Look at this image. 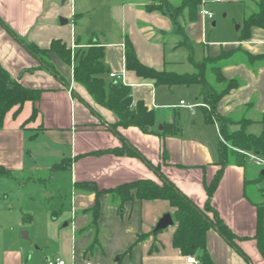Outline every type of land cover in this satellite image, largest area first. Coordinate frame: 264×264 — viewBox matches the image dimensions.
I'll list each match as a JSON object with an SVG mask.
<instances>
[{"label": "crops", "instance_id": "1", "mask_svg": "<svg viewBox=\"0 0 264 264\" xmlns=\"http://www.w3.org/2000/svg\"><path fill=\"white\" fill-rule=\"evenodd\" d=\"M170 1L175 5L181 2ZM259 1L205 0L203 6L213 12V18L199 11L195 20L189 21L186 10L175 22L162 10H148L151 0H0V17L19 38L40 48H49L60 40L73 57L71 63L54 51L42 59L36 57L0 24L1 65L24 86L42 90L35 119L28 121L34 106L31 101H26L18 112L15 106L5 116L0 128V166L11 170L13 176H0V181L14 179L20 189L27 182L48 183L43 177H35V171L43 170L49 172L56 189L66 185L72 188L71 202L61 204L58 210L55 206L52 217L47 215L45 235L34 228L35 214L22 216L23 223L26 218L32 224L29 237L39 245L36 251L13 229L3 235L0 264H47L48 259L56 257L63 258L66 264L85 260L101 264H189V255L173 244L177 221L168 200L133 198L125 201L120 211V202L110 193H102L94 220L92 210L97 200L87 184H95L102 191L142 179L162 183L164 176L205 209L208 187L222 167L219 123L205 121L199 84H159L127 68L126 41L132 43L144 65L158 71L192 73L197 69L191 56L200 62L205 57L232 53L221 61L222 73L227 79L239 78L242 84L221 98L218 111L236 120L254 121L248 130L259 133L258 120L264 113V61L249 63L246 54L264 55V28L253 26L249 36L242 38L244 21L258 12ZM216 7L222 8L224 16L239 10L233 13V21L236 16L242 17L239 29L226 26L218 34L209 30V22L219 9ZM61 18L67 23L62 24ZM212 25L218 27V22L214 20ZM92 45L104 48L106 72L102 78L106 94L110 95L114 83L129 86L133 106L143 103L153 111V129L157 131L144 132L135 125L117 126L118 114L97 102L76 81V52ZM44 61L57 73H52ZM183 66L191 71H182ZM112 72L120 78L112 77ZM188 104L196 106L190 108ZM165 124H177L180 129L164 133ZM238 127L233 125V129ZM125 142L142 157L113 151L123 148ZM260 167L264 163L257 164L249 155L245 166L230 162L223 167L211 204L237 236L236 243L248 258L211 228L206 244L215 264H264L255 237L257 204L263 202L259 194L264 181H259ZM25 174H30L27 181L20 178ZM251 183L254 197L249 194ZM7 191L5 185L0 186L4 199L9 198ZM165 213L172 214L174 224L153 233ZM95 239L97 242L91 246ZM44 244L50 246L44 248Z\"/></svg>", "mask_w": 264, "mask_h": 264}, {"label": "trees", "instance_id": "2", "mask_svg": "<svg viewBox=\"0 0 264 264\" xmlns=\"http://www.w3.org/2000/svg\"><path fill=\"white\" fill-rule=\"evenodd\" d=\"M205 0H181L178 5L173 4L170 0H151L147 4L148 10H162L167 13L175 22L176 17L182 15L184 11L188 12L189 21L195 20L197 13L201 10ZM259 10L249 15L244 21L242 38H247L250 29L253 26L264 28V0L258 3ZM0 24L34 56L43 58L48 56L51 51L57 52L61 58L67 62H72V52L60 40H56L49 48H40L36 44L27 43L9 27L0 17ZM182 29V28H181ZM232 53H223L218 57H205L202 61L197 62L191 56L190 60L195 65L197 71L192 73H176L170 71H158L147 65H144L137 57L132 43L126 41V66L134 70L138 75L152 78L156 83L174 85L199 84L201 86L200 98L203 105L201 106L205 121L208 123L218 122L222 139L219 142V169L214 180L208 187V201L205 209H201L185 193H183L171 180L161 176L162 183L154 180L142 179L134 182L122 184L116 188L99 190L95 184H87L92 187L96 195V205L93 208L94 220L98 217L99 196L102 193H110L117 201L120 202V211L123 210V203L127 200L138 198L141 200H168L174 208V215L177 221V228L173 237V244L179 248L184 255L195 256L201 264H215L212 260L206 244L207 232L214 228L221 234L239 253L248 258L246 253L236 243L237 236L224 223L217 210L211 204V196L215 191L223 167L234 162L239 165L248 163V155L253 153L264 159V113L258 123L261 125L259 133L248 130V126L254 121L244 118L236 120L231 116H223L218 111V103L221 98L231 89L242 84L239 78L227 79L222 73L221 61L229 57ZM78 63L74 66V76L77 82L83 84L93 95L95 100L103 103L115 111L119 116L118 125L127 127L135 125L144 132L157 131L153 129L155 118L152 110H149L143 103L133 106L130 87L123 83H114L110 88V95L106 94L105 82L102 75L106 72L103 62L104 48L99 45H92L87 50H78L76 52ZM249 63L264 61V55L246 54ZM43 61V60H41ZM54 74L57 70L51 64L44 61L43 63ZM42 90L24 86L19 80L13 78L10 73L0 63V128L4 125L6 114L15 106L20 111L26 101L33 103V111L28 121L35 119L38 114L37 102L40 99ZM233 125H239L233 129ZM180 127L177 124H165L164 133H176ZM232 150H228L229 143ZM125 146V147H124ZM123 148L113 149L114 152H128L132 155L141 156L140 152L124 143ZM127 150L125 151V149ZM0 176H13V172L0 166ZM259 181L264 179L262 173L259 175ZM258 209V230L256 239L261 253L264 255V201L257 204ZM145 235L141 236V239ZM95 242L91 245H95Z\"/></svg>", "mask_w": 264, "mask_h": 264}, {"label": "rangeland", "instance_id": "3", "mask_svg": "<svg viewBox=\"0 0 264 264\" xmlns=\"http://www.w3.org/2000/svg\"><path fill=\"white\" fill-rule=\"evenodd\" d=\"M219 8V9H218ZM216 7L217 12L215 14V18L213 20H210L209 22V30L210 28L213 30V33L218 34L222 29L226 28V26L233 27L235 30L237 29L238 25L242 24V17L236 16L237 20L233 21V13L238 12L239 10H234L229 12L228 16H224L223 11H221L222 8ZM218 22V27H214L212 25L213 21ZM208 35H210V32H208ZM210 37V36H209ZM183 52V51H181ZM195 55L199 56V50L196 48ZM188 67V66H187ZM182 71H191L189 68L181 67ZM185 100L189 101L187 98ZM192 101V100H191ZM233 128V126H232ZM229 143L228 150H232V147L230 145V141H227ZM260 170L264 171V167H260ZM35 177H43L47 179L48 183H41V184H33V183H25L28 184L26 187L19 188V183L14 179H3V181H0V186L3 187L5 185V189H7V194L9 196L8 199H4V195L2 194L0 196V239L3 238V235L8 234V232L13 229L16 235H20L22 237V232L24 230H28L32 224L29 225L30 220H27L25 218V222H22V216L26 213L29 214H35L36 216V222L34 224V228L38 231H41L43 235L46 233V221H47V215L49 217H52L51 210L56 206V210L60 208L63 204L64 206H67L71 202V191L72 188H70L69 185H66V187H63L61 190L56 189L54 183L50 181L49 172L48 171H35ZM30 174H25V178L23 176H20V178H23L24 181H27V176ZM260 190L259 194L263 197L262 201H264V181L260 183ZM47 186V187H46ZM46 187V188H45ZM253 185L251 183L249 187V194L251 197H254V190L252 189ZM61 195V197H60ZM29 196L34 197L33 199L29 198ZM258 199V196H256ZM64 223V222H63ZM29 231V230H28ZM25 244H29L32 247V251H36L35 249L39 247V245L36 242H33V238L30 236L29 240H23ZM2 243L0 241V246H2ZM46 246H50L49 244H44Z\"/></svg>", "mask_w": 264, "mask_h": 264}, {"label": "built area", "instance_id": "4", "mask_svg": "<svg viewBox=\"0 0 264 264\" xmlns=\"http://www.w3.org/2000/svg\"><path fill=\"white\" fill-rule=\"evenodd\" d=\"M214 1H220V0H214ZM200 12L203 15L208 16L210 18H213V16H214L213 12L210 9H208L206 6H203L201 8ZM110 75L112 77L120 78V76L118 74L114 73V72L110 73ZM181 103L185 104L184 101H181ZM187 106L190 107V108H194L196 106V104H188ZM248 155L257 164L264 163V160L261 159L260 157H258L257 155H255L253 153H249ZM187 262L189 264H201V262L195 256H187ZM47 264H66V261L63 258H61V257H56L54 259H48ZM80 264H101V263L100 262H94L92 260H85L84 262H82Z\"/></svg>", "mask_w": 264, "mask_h": 264}, {"label": "water", "instance_id": "5", "mask_svg": "<svg viewBox=\"0 0 264 264\" xmlns=\"http://www.w3.org/2000/svg\"><path fill=\"white\" fill-rule=\"evenodd\" d=\"M65 0H62V3H64ZM61 23L65 24L67 23V19L61 18ZM215 24V22H214ZM239 25L237 26V29H239ZM264 173V172H263ZM174 224V219L171 213H165L157 222V224L153 228V233H157L163 229L168 228L169 226H172ZM22 236L24 239L29 240V231L24 230L22 232Z\"/></svg>", "mask_w": 264, "mask_h": 264}]
</instances>
